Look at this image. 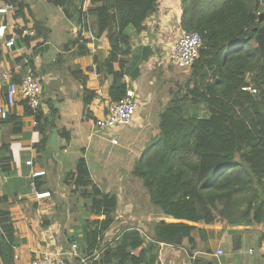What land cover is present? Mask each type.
<instances>
[{
  "label": "trees",
  "instance_id": "obj_1",
  "mask_svg": "<svg viewBox=\"0 0 264 264\" xmlns=\"http://www.w3.org/2000/svg\"><path fill=\"white\" fill-rule=\"evenodd\" d=\"M9 1L18 6L17 15L22 14V4ZM47 1L83 30L87 18L94 17L95 37L105 35L110 47L104 60L94 59L95 70L111 77L108 98L118 102L128 89L124 67L131 55V35L127 28L143 30L157 11L158 0H89L86 10L84 0L79 5L74 0ZM263 7L260 0L181 1L180 27L198 32L203 43L187 74L170 88V99L158 116V131L132 168L133 176L148 191L150 204L160 216L175 221L154 220L146 230L124 227L112 242L101 245L102 235L114 221L116 194L103 192L92 183L84 158L63 179L88 198V213L103 216L84 222L87 250H98L100 255L97 264H157L161 243L178 244L184 238L190 246L191 264H217L193 256L196 227L192 223H212L218 214L222 223L231 226H264ZM40 25L34 22L35 28ZM87 42L79 32L64 47L75 46L74 56H84L89 53ZM75 74L84 82L81 70ZM248 87L255 93L243 90ZM84 91L87 109L96 93L85 87ZM5 94L6 88L0 91V102H5ZM199 104L204 105L206 116L188 113ZM25 109L27 115L35 116L40 133L34 147L44 151L47 128L53 121L41 124L38 110ZM12 161L9 145L2 143L0 176L11 172ZM262 240L264 235L259 242ZM15 241L11 213L0 208V264H13Z\"/></svg>",
  "mask_w": 264,
  "mask_h": 264
},
{
  "label": "crops",
  "instance_id": "obj_2",
  "mask_svg": "<svg viewBox=\"0 0 264 264\" xmlns=\"http://www.w3.org/2000/svg\"><path fill=\"white\" fill-rule=\"evenodd\" d=\"M16 1L23 6L22 14H15L16 5L15 11L0 16V22L7 25L5 36L15 35V44L10 49L0 40V91L5 89L4 73L17 83L31 66L42 86L38 109L42 114L41 124L53 121V125L47 128L45 150L37 152L34 145L40 133L36 119L26 114L22 100L17 99L7 117L0 118V145H9L13 160L11 172L0 176V208L10 211L15 232L13 264H29L40 253L62 258L67 264H97L100 255L98 250H87L84 222L103 216L88 213L89 200L80 195L73 183L67 184V193L64 191V174L75 172L80 158L86 161L92 183L101 191L117 196L114 221L102 235L101 245L112 242L124 227L146 230L154 220L175 221L158 212L152 216L149 211L139 212L140 203L134 196L115 191L113 187H123L113 184L111 188L107 182L111 167L122 165L127 171L132 170L142 154L140 151L158 131L159 113L170 99L171 86L167 87L166 77L171 68L176 69L168 63L165 53L178 35L182 0H158L157 11L146 20L143 30L136 32L132 27L127 28L131 35V55L124 67V80L136 96L138 107L131 129L124 136L120 139L116 136L121 128L107 133L117 140L116 144L110 140L115 152H87L84 144L92 140L91 133L96 128L94 118L103 114L111 83L110 76H101L95 70L94 59L104 60L110 47L105 35L95 37L94 17L87 18V28L83 30L74 19L66 18L60 7H53L47 0ZM73 3L79 5L80 0ZM88 6L89 0H84L83 10ZM34 22H40V27L35 28ZM26 30L32 33V39L25 40ZM79 32L88 40L89 53L84 56H74L75 46L64 47ZM114 68L119 69L118 64ZM78 70L84 74V82L75 74ZM84 87L96 94L97 90L102 91L100 99L94 98L87 109L83 104ZM8 117L10 120L6 121ZM139 143L143 144L139 152H124L125 146L135 147ZM39 169L46 175L36 179V191L49 192L50 196L36 199L31 191V173ZM129 221L141 224L128 225ZM192 224L196 227L192 233L194 257H205L217 264H264V240L259 242L264 235L263 225L231 226L222 223L218 214L212 223ZM189 247L186 238L178 244L161 243L157 264H191Z\"/></svg>",
  "mask_w": 264,
  "mask_h": 264
},
{
  "label": "built area",
  "instance_id": "obj_3",
  "mask_svg": "<svg viewBox=\"0 0 264 264\" xmlns=\"http://www.w3.org/2000/svg\"><path fill=\"white\" fill-rule=\"evenodd\" d=\"M16 7L9 0H0V16L4 17L7 14L15 11ZM7 25L0 22V40L4 46L10 49L15 44L14 34L9 37L5 36ZM25 35L30 36V31H25ZM203 40L201 35L195 31H188L182 29L178 30L176 40L170 45L169 50L166 53L167 59L175 65L177 68H188L198 58L199 51L202 46ZM2 80L5 83L6 88V100L4 103H0V118L5 119L7 117L9 108L12 107L17 99L24 101L27 106L33 112H37L41 106L42 99V86L38 77L35 74L34 69L29 66L23 77L19 82H14L8 73L2 75ZM255 93V90L248 87L243 88ZM102 91L97 90L95 99L99 100ZM138 107V101L134 93L127 89L126 95L118 102H112L107 99L104 106V111L101 117L95 121V127L97 131L108 133L115 128H121L123 126L131 124L133 121L136 110ZM36 125V122H35ZM112 143H117L115 137L111 138ZM27 165H31V162H26ZM46 175L44 170H33L31 173V191L34 193L36 199L49 197V192L36 191V179H39ZM72 247H76L73 244ZM221 253L220 251L218 252ZM29 264H67L64 259L52 257L48 253H40L35 255Z\"/></svg>",
  "mask_w": 264,
  "mask_h": 264
},
{
  "label": "rangeland",
  "instance_id": "obj_4",
  "mask_svg": "<svg viewBox=\"0 0 264 264\" xmlns=\"http://www.w3.org/2000/svg\"><path fill=\"white\" fill-rule=\"evenodd\" d=\"M260 4L263 7L264 6V0H260ZM17 11H18V8L15 12L16 15H17ZM60 16H61V13H60ZM166 53H165V57H166ZM166 59H167V57H166ZM168 63L172 64V63H170L169 60H168ZM173 66H175V65H173ZM187 72H188V68H177V67H176V69L171 68V71L168 73V75L166 77L168 79L166 81L167 87L171 86V88H173L174 87V81L176 79L178 81L182 80V77L185 76L187 74ZM190 108H189V110L187 109L188 113H191V114L196 113L199 116H206L207 115L205 107L203 104H199L198 106H196L194 108L193 107H190ZM186 111H185V114L187 113ZM128 129H131V124L121 127V131L119 133H116V136H118V138L120 139L122 136L125 135V131ZM88 133H90L89 128H88ZM91 134H92V140L84 142V144L87 145L86 146L87 152H115L114 150H112V147H111V145H112L110 143L111 136H107V133H104L102 131H97V129L95 128V131H92ZM84 144H82V145H84ZM140 144L141 143H139L135 147H133L132 145L131 146H125L126 151H124V152H139L143 148V144H141V146H140ZM145 149L146 148H144V150ZM144 150H142L140 152H143ZM117 152H119V151H117ZM114 175L118 176V178H116ZM66 176H68L67 172L64 174V178ZM56 181H59V179H57ZM107 183L111 184V188H112V186H114L113 184L120 185L121 187H123L122 189H115L114 187L112 189H114L115 191L117 190V191H121V192H126L127 195H129V196H134L137 199V201L140 203V206L138 207L139 212L147 213L149 211L151 216L154 213L158 214L157 213L158 211L156 210V208H154L153 206L150 205V201H149V197H148V191L144 189L141 180L133 176L132 170L127 171V169L124 168L122 165H118L117 167H111L110 168V180ZM107 183H105V184H107ZM64 191H66V193H67V184H65ZM126 193H124V194H126ZM138 223H139L138 221L137 222L136 221L127 222L128 225H137ZM139 224H141V223H139Z\"/></svg>",
  "mask_w": 264,
  "mask_h": 264
}]
</instances>
